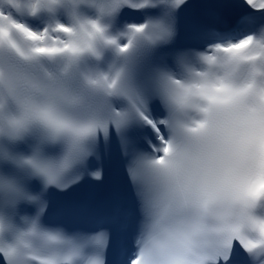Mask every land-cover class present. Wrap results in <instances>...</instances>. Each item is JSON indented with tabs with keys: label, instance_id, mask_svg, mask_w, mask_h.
<instances>
[{
	"label": "snow or ice",
	"instance_id": "6c2138e0",
	"mask_svg": "<svg viewBox=\"0 0 264 264\" xmlns=\"http://www.w3.org/2000/svg\"><path fill=\"white\" fill-rule=\"evenodd\" d=\"M236 3L0 0V264H264V0Z\"/></svg>",
	"mask_w": 264,
	"mask_h": 264
},
{
	"label": "bare ground",
	"instance_id": "6f19581e",
	"mask_svg": "<svg viewBox=\"0 0 264 264\" xmlns=\"http://www.w3.org/2000/svg\"><path fill=\"white\" fill-rule=\"evenodd\" d=\"M242 2L243 1H241L240 3H236V5H235V9H236L237 13H244L246 11V9H248L247 5L243 4ZM90 10H94L93 12H97L95 17L101 19L103 23H105V24H111L110 17H108V16H101V14L99 12V9L95 5H91V6L84 7L80 11H81V14L82 15L86 16V14H89L90 13ZM247 34H252V33H250V31H249V29L247 27H244L243 35L241 36V38H243V36L244 35H247ZM234 38H236L235 37V34H233L232 36L228 37V39H234ZM241 38L239 37L238 39H241ZM238 39H236V40H238ZM110 61H113V58ZM36 130H39V129L37 128Z\"/></svg>",
	"mask_w": 264,
	"mask_h": 264
},
{
	"label": "clouds",
	"instance_id": "9594fccd",
	"mask_svg": "<svg viewBox=\"0 0 264 264\" xmlns=\"http://www.w3.org/2000/svg\"><path fill=\"white\" fill-rule=\"evenodd\" d=\"M197 118H199V117H198V114L196 112L191 113V119L192 120H195Z\"/></svg>",
	"mask_w": 264,
	"mask_h": 264
},
{
	"label": "rangeland",
	"instance_id": "374dc122",
	"mask_svg": "<svg viewBox=\"0 0 264 264\" xmlns=\"http://www.w3.org/2000/svg\"><path fill=\"white\" fill-rule=\"evenodd\" d=\"M241 1H243V0H237V3H240ZM243 3V2H242ZM94 7V6H93ZM90 18H97V17H90ZM111 18V17H110ZM106 25H109L110 26V24H106ZM110 28V27H109Z\"/></svg>",
	"mask_w": 264,
	"mask_h": 264
}]
</instances>
